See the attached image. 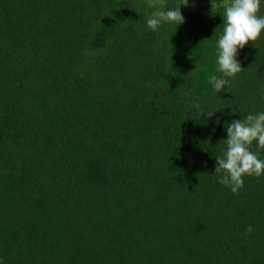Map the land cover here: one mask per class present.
<instances>
[{"label":"trees","instance_id":"trees-1","mask_svg":"<svg viewBox=\"0 0 264 264\" xmlns=\"http://www.w3.org/2000/svg\"><path fill=\"white\" fill-rule=\"evenodd\" d=\"M191 1L0 0V264H264V176L215 172L264 112V34L217 92L231 1Z\"/></svg>","mask_w":264,"mask_h":264},{"label":"clouds","instance_id":"clouds-1","mask_svg":"<svg viewBox=\"0 0 264 264\" xmlns=\"http://www.w3.org/2000/svg\"><path fill=\"white\" fill-rule=\"evenodd\" d=\"M262 6L264 0H231V3L223 6L222 31L214 32L217 72L221 75L212 73L208 76L213 90H223L228 83L225 78L233 77L242 70L238 59L239 50L264 34V15L259 14ZM184 22L181 8H168L146 19L147 28L153 32L165 24L177 27ZM226 132L227 149L222 155L216 156L215 172H222L218 177L220 184L238 193L244 185V176H264V159L250 148L253 141L258 148H264V112L249 115L246 120L230 121ZM247 231H252V227L249 226Z\"/></svg>","mask_w":264,"mask_h":264},{"label":"rangeland","instance_id":"rangeland-1","mask_svg":"<svg viewBox=\"0 0 264 264\" xmlns=\"http://www.w3.org/2000/svg\"><path fill=\"white\" fill-rule=\"evenodd\" d=\"M207 1H209V2H207ZM225 1L229 2L231 0H225ZM190 3L192 4L191 7H199V6L202 7L203 5H206V4H209V3H213V1H211V0H192ZM202 15L204 16L206 14H202ZM187 38L191 39L190 36L187 37ZM181 39H182V36H181Z\"/></svg>","mask_w":264,"mask_h":264}]
</instances>
